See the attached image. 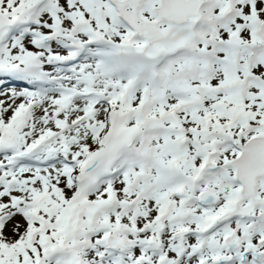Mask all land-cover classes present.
Returning a JSON list of instances; mask_svg holds the SVG:
<instances>
[{"label":"snow or ice","instance_id":"6c2138e0","mask_svg":"<svg viewBox=\"0 0 264 264\" xmlns=\"http://www.w3.org/2000/svg\"><path fill=\"white\" fill-rule=\"evenodd\" d=\"M0 264H264V0H0Z\"/></svg>","mask_w":264,"mask_h":264}]
</instances>
